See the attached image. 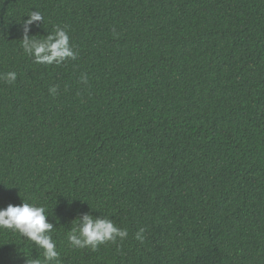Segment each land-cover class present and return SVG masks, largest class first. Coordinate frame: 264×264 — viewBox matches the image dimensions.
<instances>
[{"label":"trees","instance_id":"16d2710c","mask_svg":"<svg viewBox=\"0 0 264 264\" xmlns=\"http://www.w3.org/2000/svg\"><path fill=\"white\" fill-rule=\"evenodd\" d=\"M33 11L76 60L25 55ZM7 72L0 208L45 206L58 264H264V0H0ZM84 213L127 238L71 247ZM40 252L0 232V264Z\"/></svg>","mask_w":264,"mask_h":264},{"label":"clouds","instance_id":"9594fccd","mask_svg":"<svg viewBox=\"0 0 264 264\" xmlns=\"http://www.w3.org/2000/svg\"><path fill=\"white\" fill-rule=\"evenodd\" d=\"M44 17L33 11L21 25L22 37L21 47L25 55L30 57L34 63L43 65H60L66 60H76L77 52L69 43L68 30L55 26L51 33H48L42 40L35 39L29 35L30 26L37 24L42 27ZM0 78L7 83L16 80L15 72L4 73ZM84 83L86 77L82 78ZM55 91V88L52 89ZM45 206L29 203L22 200L19 205L9 203L6 207L0 208V232H12L18 234L21 240L31 242L33 248L41 250V258H26L25 264H51L57 261L59 253L56 250V243L52 238L54 229L53 222L48 219ZM73 227L67 234L69 245L75 249L88 248L97 250L100 245L107 242H116L117 239L127 238L126 229L117 227L107 217H94L84 213L72 220ZM143 229H141V232ZM137 238H140L139 233Z\"/></svg>","mask_w":264,"mask_h":264}]
</instances>
